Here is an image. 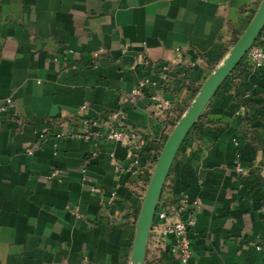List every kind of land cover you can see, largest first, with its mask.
Instances as JSON below:
<instances>
[{
    "label": "crops",
    "instance_id": "1",
    "mask_svg": "<svg viewBox=\"0 0 264 264\" xmlns=\"http://www.w3.org/2000/svg\"><path fill=\"white\" fill-rule=\"evenodd\" d=\"M262 2L0 0V264H131L163 146ZM144 76L143 98L125 101ZM117 109L129 147L105 137ZM84 119L100 123L71 137ZM182 197L197 204L190 264H264V69L243 60L181 143L144 264H181L155 221Z\"/></svg>",
    "mask_w": 264,
    "mask_h": 264
},
{
    "label": "water",
    "instance_id": "2",
    "mask_svg": "<svg viewBox=\"0 0 264 264\" xmlns=\"http://www.w3.org/2000/svg\"><path fill=\"white\" fill-rule=\"evenodd\" d=\"M264 29V0L251 20L247 29L240 36L238 41L233 46L224 68L219 67L209 76L203 84L200 92L194 99L193 103L184 113L174 130L166 140L163 149L160 153L157 165L146 190L140 214L136 224V235L133 242L131 259L136 257L139 259V264H144L146 245L152 229L154 215L158 206L160 196L170 172L172 163L178 152L181 143L188 135L189 131L195 124L197 118L205 108L208 101L216 92L220 84L232 73V71L241 63L248 50L259 38ZM202 95L204 104L201 108L195 109V100ZM147 225V226H146ZM146 226V227H145ZM141 227V228H139ZM131 261V260H130Z\"/></svg>",
    "mask_w": 264,
    "mask_h": 264
},
{
    "label": "built area",
    "instance_id": "3",
    "mask_svg": "<svg viewBox=\"0 0 264 264\" xmlns=\"http://www.w3.org/2000/svg\"><path fill=\"white\" fill-rule=\"evenodd\" d=\"M202 2H208L210 0H201ZM262 39L257 41L250 47L247 54L243 58L246 60L248 66L252 70V72L256 73L262 71L264 69V50L262 47ZM99 53H104V50H100ZM140 60V61H139ZM139 60L134 61L130 65V70H136L138 65L143 64L145 62L143 57H140ZM242 60V61H243ZM149 64L146 62V65ZM161 81L163 83L169 82L170 74L169 72H164L161 75ZM151 81L147 77H141L134 88L124 96L125 101L135 103L139 99L143 98L145 89L151 85ZM11 101L6 100L4 102H0V114L6 112L11 107ZM156 106L160 109H167L171 106L169 100L160 99L157 100ZM86 106H82V109H85ZM124 117V113L117 109L113 112L111 117V125L106 133V139L112 143L120 144L125 147H129L134 143L135 134H133L130 130L123 129L120 125L121 118ZM99 119H84L82 121V129L77 132H70L71 137L74 138H84L89 139L92 135V129L99 125ZM137 164V161H135ZM117 169V167L115 166ZM236 171L239 174H244L243 170L237 166ZM82 173L86 174V169L82 170ZM57 176L56 172L51 174V177ZM92 191H98L92 188ZM114 194L109 199V203H113ZM197 204H191L185 197L179 198L176 200L175 204L168 212H160L157 214L155 221L156 229L159 234V238H167L170 237L174 240L173 252L178 253L180 257L181 264H190L192 259V250L190 245V240L188 238V233L190 229L195 225V219L191 216L190 210L194 208ZM264 212V209H263ZM177 216L180 218L178 221H170L169 217ZM260 250V247H257Z\"/></svg>",
    "mask_w": 264,
    "mask_h": 264
},
{
    "label": "bare ground",
    "instance_id": "4",
    "mask_svg": "<svg viewBox=\"0 0 264 264\" xmlns=\"http://www.w3.org/2000/svg\"><path fill=\"white\" fill-rule=\"evenodd\" d=\"M225 61V62H224ZM221 64H220V66H219V68L220 69H222V68H224L225 66H226V64H227V60H224ZM203 95V94H202ZM202 95L200 94V96L195 100V109H199V108H201L202 107V105L204 104V99H203V97H202ZM147 226V225H146ZM145 226V227H146ZM139 228H141V227H139ZM139 264V259L138 258H136V257H134V258H132V260H131V264Z\"/></svg>",
    "mask_w": 264,
    "mask_h": 264
},
{
    "label": "trees",
    "instance_id": "5",
    "mask_svg": "<svg viewBox=\"0 0 264 264\" xmlns=\"http://www.w3.org/2000/svg\"><path fill=\"white\" fill-rule=\"evenodd\" d=\"M241 63H242V61H241Z\"/></svg>",
    "mask_w": 264,
    "mask_h": 264
},
{
    "label": "rangeland",
    "instance_id": "6",
    "mask_svg": "<svg viewBox=\"0 0 264 264\" xmlns=\"http://www.w3.org/2000/svg\"><path fill=\"white\" fill-rule=\"evenodd\" d=\"M137 264V263H136Z\"/></svg>",
    "mask_w": 264,
    "mask_h": 264
}]
</instances>
